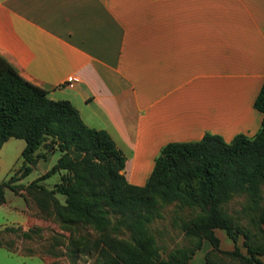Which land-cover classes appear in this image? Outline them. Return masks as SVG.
Listing matches in <instances>:
<instances>
[{
    "label": "crops",
    "instance_id": "crops-1",
    "mask_svg": "<svg viewBox=\"0 0 264 264\" xmlns=\"http://www.w3.org/2000/svg\"><path fill=\"white\" fill-rule=\"evenodd\" d=\"M0 55L48 97L69 100L88 126L105 129L125 156V178L142 184L168 141L196 140L205 131L228 141L257 130L264 0H0ZM7 142L18 154L7 164L0 153L4 179L20 166L24 145L9 137L0 150ZM52 151L36 161L37 176L49 168ZM29 181L3 187L0 229L16 227L19 236L10 247L0 245V255L68 264L63 246L31 248L36 235L22 234L47 224L26 199L22 185ZM214 232L221 249L232 248L223 230ZM210 248L202 239L190 264H211Z\"/></svg>",
    "mask_w": 264,
    "mask_h": 264
},
{
    "label": "trees",
    "instance_id": "trees-1",
    "mask_svg": "<svg viewBox=\"0 0 264 264\" xmlns=\"http://www.w3.org/2000/svg\"><path fill=\"white\" fill-rule=\"evenodd\" d=\"M253 106L262 116L252 135L239 132L225 141L205 131L196 140L168 141L145 181L134 184L123 175L125 156L105 129L88 126L69 100L48 97L0 55V146L9 137L24 140L20 166L0 181V200L3 187L21 186L11 182L28 174L45 151L56 149L55 162L22 186L41 218L62 230L78 222L97 231L90 264H190L202 239L211 245L205 253L211 264H264L259 257L264 254V77ZM58 170L63 173L53 186L39 182ZM56 193L63 194V202ZM235 197L238 207L229 210ZM170 203L188 208L178 226L190 242L162 257L150 223ZM215 228L232 241L231 249L219 247ZM16 229L4 227L0 235ZM12 242L0 239L6 247ZM73 244L69 232L67 251L83 249Z\"/></svg>",
    "mask_w": 264,
    "mask_h": 264
},
{
    "label": "rangeland",
    "instance_id": "rangeland-1",
    "mask_svg": "<svg viewBox=\"0 0 264 264\" xmlns=\"http://www.w3.org/2000/svg\"><path fill=\"white\" fill-rule=\"evenodd\" d=\"M14 139V138H12ZM13 141V140H10ZM18 149L15 145L7 142L1 147V154L5 158L6 163L10 161V158L13 162L15 157L18 154ZM59 154L58 150H53L52 153L46 158V161L49 162V167L55 162ZM9 159V160H8ZM5 163V164H6ZM5 168V167H4ZM0 166V181L6 177V169ZM41 172V166L38 165L33 167L31 171L23 176V183L28 180L33 179L37 174ZM63 173V170L55 171L54 173L49 174L45 178L41 179L39 182L45 185L46 187H51L53 184L60 179V175ZM264 190V188H263ZM57 199L60 202H63V194L56 193ZM239 197L233 198L227 203V208L231 210L232 208H237V200ZM33 204V203H32ZM188 208L186 206H181L176 208L173 203L164 205L159 209V215L156 216L153 221L150 223L151 231L153 232L156 242L159 244V255L162 257L166 256L168 250L174 246H181L188 244L189 238L183 235L182 231L179 229L178 222L179 216L184 217L187 213ZM47 224L40 227L35 226L29 230L28 236L36 235L35 238L28 240L27 244L31 248H39L41 250L55 249L56 246H63V253L65 255L66 261L68 264H90L95 257L96 251L93 247V240L98 236L97 231L92 229L89 225H81L80 223H75L70 225V230H62L58 225L50 220L45 219ZM245 222V220H244ZM246 223V222H245ZM54 226H51V225ZM56 227V228H55ZM71 233L74 244L70 247L73 248L74 245L77 247L83 248L81 251L68 252L66 249L67 245V236ZM121 234V233H119ZM19 236L18 231L7 230L3 234L1 233L0 239L3 242L9 240H15ZM241 238V236H239ZM243 249V247H242ZM3 250H0V253ZM225 259H228L225 256ZM0 264H22L20 260H17L14 256L2 257L0 255Z\"/></svg>",
    "mask_w": 264,
    "mask_h": 264
},
{
    "label": "built area",
    "instance_id": "built-area-1",
    "mask_svg": "<svg viewBox=\"0 0 264 264\" xmlns=\"http://www.w3.org/2000/svg\"><path fill=\"white\" fill-rule=\"evenodd\" d=\"M70 80H72V78H69V79H67V81H66V82L69 84V81H70Z\"/></svg>",
    "mask_w": 264,
    "mask_h": 264
}]
</instances>
